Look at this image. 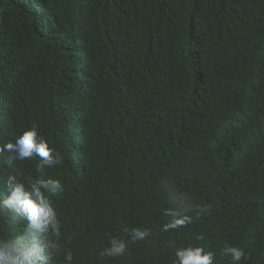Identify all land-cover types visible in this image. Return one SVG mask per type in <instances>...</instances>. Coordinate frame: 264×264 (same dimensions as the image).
Masks as SVG:
<instances>
[{
    "label": "trees",
    "instance_id": "16d2710c",
    "mask_svg": "<svg viewBox=\"0 0 264 264\" xmlns=\"http://www.w3.org/2000/svg\"><path fill=\"white\" fill-rule=\"evenodd\" d=\"M29 124L62 160L54 264H174L190 244L264 264V0H0V145ZM162 183L207 210L162 231ZM110 236L123 256L100 255Z\"/></svg>",
    "mask_w": 264,
    "mask_h": 264
},
{
    "label": "clouds",
    "instance_id": "9594fccd",
    "mask_svg": "<svg viewBox=\"0 0 264 264\" xmlns=\"http://www.w3.org/2000/svg\"><path fill=\"white\" fill-rule=\"evenodd\" d=\"M4 153L8 155L0 164V170L8 169L2 185L7 196L0 200V219L4 223H19L22 227L16 234L0 232V264H54L62 227L54 198L63 192L64 186L48 170L60 165L62 160L35 124L21 128L18 134L0 145V156ZM34 158L37 175H22L16 168L17 162ZM162 188L170 205L163 213L168 218L161 228L164 232L192 223L191 213L195 212L198 217L207 210L175 190L170 183H162ZM126 231L133 242L149 236L146 228L133 227ZM196 239L202 241L204 237L199 235ZM127 247V240L110 236L100 255L120 257ZM222 253L230 258L231 264H240L245 255L240 247L231 244H225ZM215 255L202 244H190L176 248L174 264H214ZM72 259L71 251L64 253L66 264H71Z\"/></svg>",
    "mask_w": 264,
    "mask_h": 264
}]
</instances>
